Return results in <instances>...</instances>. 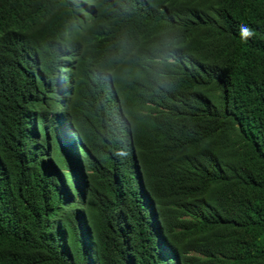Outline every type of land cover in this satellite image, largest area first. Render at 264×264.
Wrapping results in <instances>:
<instances>
[{
	"label": "trees",
	"instance_id": "1",
	"mask_svg": "<svg viewBox=\"0 0 264 264\" xmlns=\"http://www.w3.org/2000/svg\"><path fill=\"white\" fill-rule=\"evenodd\" d=\"M0 264H264V0H0Z\"/></svg>",
	"mask_w": 264,
	"mask_h": 264
},
{
	"label": "clouds",
	"instance_id": "2",
	"mask_svg": "<svg viewBox=\"0 0 264 264\" xmlns=\"http://www.w3.org/2000/svg\"><path fill=\"white\" fill-rule=\"evenodd\" d=\"M242 33H243V35L245 36V37H249V36H251V35H254V33L252 32V30L250 29V28H247L246 26L245 27H242ZM71 109L70 108H68V110H67V119H66V121H67V123H68V125H67V130L68 131H70L71 133L73 132V130L75 129V123H74V120L72 119V114H71V111H70ZM64 127H65V129H66V126H65V124H64Z\"/></svg>",
	"mask_w": 264,
	"mask_h": 264
}]
</instances>
